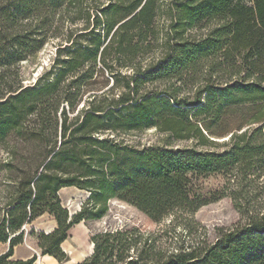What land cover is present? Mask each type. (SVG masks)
I'll use <instances>...</instances> for the list:
<instances>
[{"label":"trees","instance_id":"16d2710c","mask_svg":"<svg viewBox=\"0 0 264 264\" xmlns=\"http://www.w3.org/2000/svg\"><path fill=\"white\" fill-rule=\"evenodd\" d=\"M77 3L87 9L83 29L25 84L23 63ZM98 64L116 80L85 96ZM150 129L164 138L139 145L128 137ZM222 137V151L199 148ZM9 138L16 145L7 169H15L18 141L33 143V168L18 176L19 195L0 220V242L9 244L0 264L36 262L10 257L22 227L45 212L56 226L41 232L42 254L65 262L67 231L101 218L112 198L155 222L173 216L178 244L162 247L137 229L106 231L74 264H264V0H0V141ZM212 173L228 177L215 199L228 196L240 219L209 231L193 220L208 200L192 194L191 182ZM71 186L88 191L73 214L58 196Z\"/></svg>","mask_w":264,"mask_h":264},{"label":"rangeland","instance_id":"374dc122","mask_svg":"<svg viewBox=\"0 0 264 264\" xmlns=\"http://www.w3.org/2000/svg\"><path fill=\"white\" fill-rule=\"evenodd\" d=\"M85 3L72 6L69 10L60 12L56 17V23L50 27L49 38L46 41L45 46L41 49L34 59L23 63L24 83L34 82L42 73L48 70L56 58V49L65 44V38L70 32L79 33L83 29L84 18L86 17ZM93 12H91V21L93 19ZM168 20L165 13H161L158 17V26L166 27ZM203 21L201 24L206 25ZM214 21L210 22L212 25ZM193 33L205 32V29L197 30L195 26L191 27ZM88 39V37H85ZM239 58L238 60H241ZM100 64L97 66V70L92 78L93 85L85 94L88 96L91 93L101 92L104 84L107 82V87L113 85L115 76L107 70L102 73ZM124 72L129 73L131 70L123 69ZM121 81V80H120ZM122 84V82H120ZM84 100L80 102L83 103ZM248 106V105H247ZM227 107V106H226ZM246 115L250 112L246 111ZM204 125V122L201 121ZM225 123V124H224ZM227 121L217 122L213 125V129L217 126L226 125ZM249 127V126H244ZM243 127V128H244ZM242 128V129H243ZM240 133L241 130H235ZM228 134L225 132L221 136ZM130 140H133L136 144H150L160 142L164 137L155 129L146 130L143 132L133 133L128 136ZM217 139L220 142L217 146L210 144H200L199 148L205 150L222 151L226 146L224 143L229 141H223L227 138ZM9 140V141H7ZM14 138L6 139V141H0V220L6 217L9 204L17 199L19 195L18 176H23L24 171H29L33 168V143L30 145H23L20 141L17 143V149L15 148V169L12 171L7 169V164L10 161V153L8 147H15L16 144ZM183 145L191 142H178ZM228 177L222 173H212L204 176H193L191 182L192 194L200 196L201 198H207L208 202L202 206L194 215L193 220L204 225L209 231L213 230L216 225L230 226L239 221L240 215L235 211L232 201L228 196L215 199L219 194L224 193L225 189H228ZM86 190L77 188L75 186L63 187L58 196L62 204L69 209L73 214L81 209L82 203L87 197ZM226 194V193H225ZM106 212L99 219H87L78 224L72 225L67 231V237L61 245V250L66 252L67 260L63 263L56 262V259H47L42 257L41 264H74L83 261L93 251L94 240L93 235L101 232H112L117 229H137L141 231L145 236L152 235L157 236L160 246L165 247L171 244L174 248L178 244L180 239L179 234L181 228L174 229V223L170 222L173 216H168L160 222H155L149 219L145 214L139 211L133 205L112 198L106 203ZM56 226L55 218L49 212H45L43 215L36 218L32 223L25 224L22 227V243L14 247V254L10 259L26 260L36 255L37 260L42 254L40 248V234L42 231L50 232ZM176 232V233H175ZM9 244L0 243V255L7 252ZM36 260V262H37ZM34 262L33 264H37Z\"/></svg>","mask_w":264,"mask_h":264},{"label":"bare ground","instance_id":"6f19581e","mask_svg":"<svg viewBox=\"0 0 264 264\" xmlns=\"http://www.w3.org/2000/svg\"><path fill=\"white\" fill-rule=\"evenodd\" d=\"M214 139H221V138H214ZM72 214V213H71ZM42 257H45V258H47V259H53V260H55V258L53 257V256H50V255H41L40 257H39V259L37 260V264H41V259H42Z\"/></svg>","mask_w":264,"mask_h":264},{"label":"water","instance_id":"95a60500","mask_svg":"<svg viewBox=\"0 0 264 264\" xmlns=\"http://www.w3.org/2000/svg\"><path fill=\"white\" fill-rule=\"evenodd\" d=\"M213 140H214V139H213ZM217 141H219V140H217ZM92 253H93V251H92V252H90L89 256H90Z\"/></svg>","mask_w":264,"mask_h":264},{"label":"crops","instance_id":"0c3cea01","mask_svg":"<svg viewBox=\"0 0 264 264\" xmlns=\"http://www.w3.org/2000/svg\"><path fill=\"white\" fill-rule=\"evenodd\" d=\"M0 243H2V242H0ZM4 244H8V243H4ZM15 255V254H14ZM56 262H57V260H56Z\"/></svg>","mask_w":264,"mask_h":264}]
</instances>
